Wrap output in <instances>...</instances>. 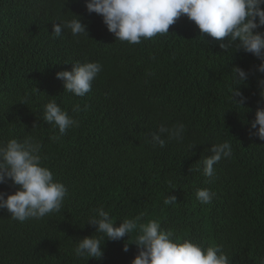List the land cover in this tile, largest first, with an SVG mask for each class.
I'll return each instance as SVG.
<instances>
[{"label":"trees","instance_id":"obj_1","mask_svg":"<svg viewBox=\"0 0 264 264\" xmlns=\"http://www.w3.org/2000/svg\"><path fill=\"white\" fill-rule=\"evenodd\" d=\"M75 13L89 35L64 30L54 38L53 21ZM221 43L227 38L203 36L185 15L169 33L129 44L89 14L84 0H0V142L38 139L43 164L67 189L60 212L41 219L21 223L0 210V264H131L137 248L122 250L127 237L105 239L100 259L75 255L79 239L97 235L87 221L100 205L117 226L124 218L158 219L173 238L221 246L230 264H260L264 141L249 135L260 106L258 74L234 85L247 97L243 106L230 94L232 68L253 70L259 60ZM77 61L102 65L83 97L64 90L56 76ZM51 100L79 126L60 136L43 120ZM177 122L186 125L183 141L162 134L165 147L153 146L151 133ZM223 141L233 155L214 165L213 178L204 176L208 149ZM199 188L214 193L211 203L197 199ZM13 191L11 181L0 184V192ZM167 195L177 202L165 206Z\"/></svg>","mask_w":264,"mask_h":264},{"label":"clouds","instance_id":"obj_2","mask_svg":"<svg viewBox=\"0 0 264 264\" xmlns=\"http://www.w3.org/2000/svg\"><path fill=\"white\" fill-rule=\"evenodd\" d=\"M89 14L102 17L103 23L116 40L139 44L158 34L169 33V26L185 15L198 26L200 34L216 41L227 38V43L220 47L242 50L259 60L253 70L234 66L231 70L234 81L231 97L243 106L247 97L239 87L246 85L250 75L258 74L257 88L260 100L255 110V118L251 120L249 135L264 141V0H84ZM54 38L61 37L64 30H70L74 37L89 35L87 25L82 23L81 16L53 21ZM99 62L77 61L70 70L56 73L63 82L64 90L83 97L92 89V82L101 72ZM238 97L239 99H235ZM79 106L73 108L78 112ZM43 120L58 128L60 136L73 126L78 127L69 113L62 109L56 101L51 100L43 106ZM186 125L177 122L171 126L161 125L158 132L151 133L153 146L165 147L166 134L169 140L181 142L184 139ZM53 141L59 136L51 137ZM42 145L33 136L23 140L9 138L0 142V184L11 181L15 191L0 192V210H7L13 220L23 223L28 219H41L54 212H60L67 194L65 185L54 178L53 172L43 164ZM211 155L202 161L203 175L215 176L214 165L222 158L233 155L231 144L223 141L211 144L208 149ZM198 165L192 171H199ZM214 193L207 188L196 190V197L202 204L212 202ZM177 197L167 195L163 204H175ZM141 217L124 218L117 226L116 220L110 216L103 205L94 210L87 223L95 226L97 235L84 236L79 239L73 251L77 257L100 259L103 257L105 239L127 241L123 251H129V244H134L137 253L131 264H230L228 255L219 245L202 247L189 239L173 238L171 230L161 227L158 219L141 221ZM135 233L133 236L132 234ZM264 264V258L260 260Z\"/></svg>","mask_w":264,"mask_h":264}]
</instances>
